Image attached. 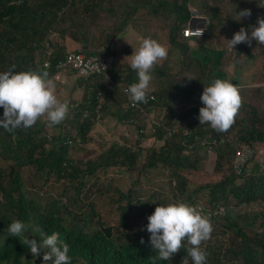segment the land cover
Segmentation results:
<instances>
[{
    "label": "trees",
    "instance_id": "obj_1",
    "mask_svg": "<svg viewBox=\"0 0 264 264\" xmlns=\"http://www.w3.org/2000/svg\"><path fill=\"white\" fill-rule=\"evenodd\" d=\"M189 2L0 0V72L15 65L14 71L44 69L53 76L59 71L56 63L71 51L86 57L113 55L115 60L116 44L129 29L139 37L165 44L170 52V58L154 64L151 75L157 78V86L147 90L148 102L137 103L138 107L129 104L126 92L137 82L136 72L130 65L116 67L113 60L102 73L76 77V83L84 87L83 94L74 101L68 93L71 114L52 126L53 131H48L43 117L28 129L8 132L0 127V264H43V250L33 257L19 237L8 233V225L17 219L31 225L24 233L29 239L39 241L40 231L45 235L58 233L59 240L69 246L71 264H182L188 257L192 261L187 254L190 245L183 241L170 260H160L148 231L129 229V218L136 211L132 209V188H111L110 183L105 188L115 193L120 226L112 225L108 237L102 221L91 227L87 215L70 217L67 206L56 199L42 207L27 198L23 171L30 169L28 179L34 185L41 182L42 187L54 179L78 180L74 188L79 192L83 179L102 167L136 170V185L138 175L147 169H158L156 175L170 170L177 176L176 192L183 195L187 178L181 173L199 170L209 149L214 154L211 175L186 195L194 201L195 193L208 190L204 204L211 213L212 232L228 242L223 250H213L206 264H264V85L238 87L242 105L229 130L218 132L207 123L199 124L198 119L203 106L200 95L204 85L214 79L238 85L246 62L252 81H264V44L253 39L250 45L240 43L231 49L228 43L241 27L250 31L258 16L264 18V0H200L198 9L206 21L198 38L183 34L193 20ZM245 8L251 10V16L239 19L237 13ZM218 31L226 39L219 44ZM45 60H49V67L43 66ZM229 66L233 76L228 74ZM65 74L74 71L66 69ZM150 112L158 124H153L149 136L159 143L147 149L141 164L140 138L135 142L136 150L124 138V144L100 142L101 150L84 157L70 155L72 149H83L91 140L93 125L107 118L131 125L141 132L139 136L144 135ZM175 125L180 129L173 131ZM242 145L253 149V157L242 174H235L234 152ZM136 200L138 205L146 204ZM220 205L223 212L215 211ZM92 214L96 216L94 211Z\"/></svg>",
    "mask_w": 264,
    "mask_h": 264
},
{
    "label": "clouds",
    "instance_id": "obj_2",
    "mask_svg": "<svg viewBox=\"0 0 264 264\" xmlns=\"http://www.w3.org/2000/svg\"><path fill=\"white\" fill-rule=\"evenodd\" d=\"M237 14L239 19L249 17L251 10L245 8ZM202 34L203 30L200 28L185 33L186 36L196 38ZM253 39L264 44V18L259 16L256 26H252L250 31L241 27L228 43L233 49L240 43L250 45ZM167 55L168 49L151 37L142 38L138 47L133 50L130 55V67L136 72L138 80L126 89L133 106L148 102L147 90L152 80L153 66L158 60L167 58ZM14 68L15 65L0 72V108L3 109L0 127L8 132L19 128L28 129L42 117L46 118L49 127L60 124L68 115L69 101L57 97L56 83L49 77V73L44 69L14 71ZM200 100L203 106L199 108V124L207 123L218 132L230 129L242 105L237 86L221 78L214 79L207 86L204 85ZM147 220L149 242L158 252V259L170 260L173 254L182 248V241L187 239L190 245L187 254L193 264H206L208 253L201 248V244L210 239L212 224L204 214L203 208L179 199L170 200L166 204L158 203ZM29 227L31 225L17 219L8 225L7 231L10 235L19 237L33 257L40 256L43 250V264H48L49 261L51 264H71L69 246L59 240L58 233L45 235L40 231L41 239L37 241L24 235Z\"/></svg>",
    "mask_w": 264,
    "mask_h": 264
},
{
    "label": "rangeland",
    "instance_id": "obj_3",
    "mask_svg": "<svg viewBox=\"0 0 264 264\" xmlns=\"http://www.w3.org/2000/svg\"><path fill=\"white\" fill-rule=\"evenodd\" d=\"M200 0H190L189 7L191 9L192 15L198 13L202 22L205 23L206 19L203 14L199 11ZM217 34L218 43L221 41L224 42L226 39L221 35V31H218ZM142 37H139V34L135 30L129 29L126 31L123 36L117 42V52L118 55L115 58V66H127L130 65V55L133 50H135ZM227 42V41H226ZM162 44V43H161ZM192 46L193 43L190 42ZM168 49V47L164 44ZM167 58H170V52L167 55ZM228 74L233 76V68L228 67ZM250 66L245 62L241 67L242 75L241 82L236 85V82L233 83L238 87L240 86H258L264 85V81L255 82L252 81L250 77ZM65 70H60L57 74L49 76L56 83V95L59 99L64 100L66 96H70L74 101H79L81 95L83 94L84 87L81 84L76 83L77 76L74 74L68 75L65 74ZM157 78L152 76L148 89H155L157 86ZM73 87L70 90V87ZM71 94V95H70ZM104 95L101 94V100ZM68 100V99H67ZM68 114H71L70 112ZM44 118V117H43ZM46 120V118H44ZM47 123V121H46ZM48 126V124H47ZM134 127L131 125L122 124L115 121L114 119H104L103 121L96 122L91 131V140L86 146L80 151L75 149L71 150V156L74 157H84L92 153H96L101 150L102 147L98 145L100 142L112 143H125L124 138L126 134L134 136L133 133ZM48 131H53L52 127L48 126ZM150 134L146 135L144 145L140 151V161L141 164L144 160V155L154 144H158L159 141L154 140ZM214 164V154L213 152L209 154L208 158L201 162L199 165V170L197 171H184L181 175L186 176L187 178V190L185 194L180 195L176 192L177 187V176H174L170 170H164V175H156L158 169H147L145 173L138 175L137 180H139V186L134 184L136 180V170L127 172L124 169H121L116 166H109L107 168H99L94 174L86 176L83 179V185L81 186L79 192L74 188L76 182H69L65 179L61 180H49L45 186H41V182L37 184H32L31 180L28 179L30 169L25 168L23 171V190L27 198H31L34 202L38 203L40 206H46L48 201L56 199L62 204H65L70 212V217L73 214L87 215L89 219V225L93 227L96 224H99L100 221L104 222V226L112 225L118 228L119 226V214L116 209L115 193L112 190L107 191L105 188L110 183L111 188L115 187L122 190H127V188H132V209L136 210L134 214L130 216V221L132 226L129 228L131 231H139L142 228L146 229L148 222L147 217L152 214L155 207L158 203L166 204L170 200H182L191 205L196 206L197 204L202 205L206 209L209 208L204 204L205 198L208 196V190L203 189L198 193H195L192 197L194 201H189L186 199L188 191L193 190L201 181L207 180L209 174L211 175V170ZM208 173V174H207ZM179 178V177H178ZM137 198L146 202V204L138 205ZM136 204V205H135ZM137 207V208H136ZM132 210V211H133ZM95 212L96 216L92 214ZM67 213H64V216ZM69 217L64 220L66 224L69 221ZM120 227V226H119ZM113 232V231H112ZM118 231L114 228V233ZM184 244L189 245L187 239L183 241ZM228 245L227 239L221 236L219 233L211 232L210 239L202 242L201 248H207L206 252L208 256L213 253V250L221 248L222 250ZM210 246V247H208ZM193 264V261H189V257L183 260L182 264ZM227 264V263H224Z\"/></svg>",
    "mask_w": 264,
    "mask_h": 264
},
{
    "label": "built area",
    "instance_id": "obj_4",
    "mask_svg": "<svg viewBox=\"0 0 264 264\" xmlns=\"http://www.w3.org/2000/svg\"><path fill=\"white\" fill-rule=\"evenodd\" d=\"M192 22L190 23V25L186 28L183 29V34L185 35L186 31L188 30H195L196 28H200L203 30V24H202V20L199 17V14H193L192 15ZM190 36V35H188ZM114 57L113 55H106L103 57H96V56H84L82 53H78V52H69L66 54V56L62 59L59 60L55 67L60 71L63 69H70L72 71H74L76 76H80V77H87L90 76L92 74H98V73H102L104 72L109 66L110 64L113 62ZM43 65L46 67L50 66V62L49 60H45L43 62ZM129 100V104L131 106H133L132 102L130 101L129 98H127ZM134 107H138V105H135ZM156 123L158 124V122L154 119L153 117V113L150 112L148 114V117L145 120V128H144V135L139 136L141 132H138L135 128L133 129V135H130L129 133L126 134V138L127 140L130 142V144L132 145L133 149L136 150V140L138 138H140V143L139 145L143 146L144 145V141L146 139V134L148 133H152L153 132V124ZM180 127L178 126H173L172 130L173 131H177L179 130ZM184 130V132L186 133L187 131L185 130V128H182ZM126 142V141H125ZM119 144H124L122 142H120ZM209 153H211V149L208 150ZM253 157V149L248 146V145H242L239 146L235 149L234 152V158L232 161V170L234 171L235 174H242L246 167L247 164L249 162V159H251ZM197 207L203 208V212L205 215H210V210L206 209L205 207H203L200 204L196 205ZM223 206H219L215 211L218 212H223Z\"/></svg>",
    "mask_w": 264,
    "mask_h": 264
},
{
    "label": "water",
    "instance_id": "obj_5",
    "mask_svg": "<svg viewBox=\"0 0 264 264\" xmlns=\"http://www.w3.org/2000/svg\"><path fill=\"white\" fill-rule=\"evenodd\" d=\"M234 81H232V83H233ZM263 223H264V221H263ZM103 230H104V232L106 233V235L109 237L110 235H111V226H105V227H103Z\"/></svg>",
    "mask_w": 264,
    "mask_h": 264
}]
</instances>
